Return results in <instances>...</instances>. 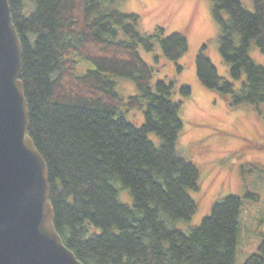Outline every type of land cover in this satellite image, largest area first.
Masks as SVG:
<instances>
[{
	"label": "trees",
	"instance_id": "obj_1",
	"mask_svg": "<svg viewBox=\"0 0 264 264\" xmlns=\"http://www.w3.org/2000/svg\"><path fill=\"white\" fill-rule=\"evenodd\" d=\"M119 1L9 0L23 49L29 133L48 167L57 231L83 264H236L239 196L216 201L188 232L178 226L199 206L192 192L201 168L178 149L192 90L175 81L153 84L156 70L139 52H154L157 40L176 62L189 50L188 38L165 37L163 27L141 34V17L119 10ZM212 3L231 80L219 75L207 44L197 56L198 78L230 110L250 105L264 121V64L250 55L253 44L264 55V0H254V12L240 0ZM115 79L134 82L139 93L122 97ZM134 108L144 113L141 126L127 118ZM122 190L131 206L121 201ZM245 264H264V242Z\"/></svg>",
	"mask_w": 264,
	"mask_h": 264
},
{
	"label": "rangeland",
	"instance_id": "obj_2",
	"mask_svg": "<svg viewBox=\"0 0 264 264\" xmlns=\"http://www.w3.org/2000/svg\"><path fill=\"white\" fill-rule=\"evenodd\" d=\"M240 1L246 10L255 11L254 0ZM212 4V0H120L118 9L141 17L138 25L141 34L154 33L163 27L165 37L181 32L188 38L189 50L176 62L162 54L157 40L154 52L139 49L142 58L156 70L153 84L159 80L175 81L178 87L187 85L192 90L181 113L186 124L178 149L201 168L200 187L192 192L199 206L190 220L179 222L178 226L188 232L210 214L216 201L228 195L239 196L243 208L236 264H245L248 258L259 253L264 242V146H261L264 145V121L258 110L250 105L230 110L225 100L207 89L198 78L197 56L207 44L219 75L231 80L229 68L219 51L221 27L213 17ZM250 55L258 64H264V55L255 44ZM84 70V66H79V72ZM115 80L122 97L139 93L134 82ZM235 85L239 89L241 82ZM261 110L264 113V106ZM127 116L137 126L145 120L143 111L136 108L129 109ZM150 138L160 144L155 134ZM120 199L132 205L128 191L122 190Z\"/></svg>",
	"mask_w": 264,
	"mask_h": 264
},
{
	"label": "water",
	"instance_id": "obj_3",
	"mask_svg": "<svg viewBox=\"0 0 264 264\" xmlns=\"http://www.w3.org/2000/svg\"><path fill=\"white\" fill-rule=\"evenodd\" d=\"M23 49L0 0V264H83L55 225L49 171L29 130Z\"/></svg>",
	"mask_w": 264,
	"mask_h": 264
}]
</instances>
